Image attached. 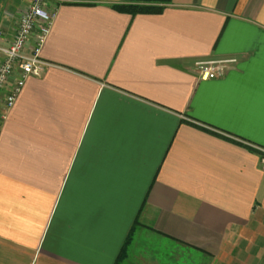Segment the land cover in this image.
<instances>
[{"label": "crops", "instance_id": "0c3cea01", "mask_svg": "<svg viewBox=\"0 0 264 264\" xmlns=\"http://www.w3.org/2000/svg\"><path fill=\"white\" fill-rule=\"evenodd\" d=\"M31 1L0 0L1 45ZM127 3L47 0L48 66L0 93V264H264V0Z\"/></svg>", "mask_w": 264, "mask_h": 264}, {"label": "built area", "instance_id": "2783aa9c", "mask_svg": "<svg viewBox=\"0 0 264 264\" xmlns=\"http://www.w3.org/2000/svg\"><path fill=\"white\" fill-rule=\"evenodd\" d=\"M46 2L47 0H32L20 17L13 39L7 45L0 44V93L5 91L2 100L5 111L13 106L26 78L41 76L48 66V63L40 58V49L48 35L56 8L48 7ZM34 32V43L26 50L27 42ZM235 61L234 58L200 61L197 63L198 76L200 80L216 78ZM15 72L18 73L17 77L8 85V79ZM260 150L264 163V149Z\"/></svg>", "mask_w": 264, "mask_h": 264}, {"label": "trees", "instance_id": "16d2710c", "mask_svg": "<svg viewBox=\"0 0 264 264\" xmlns=\"http://www.w3.org/2000/svg\"><path fill=\"white\" fill-rule=\"evenodd\" d=\"M122 1H126L128 3L113 5V7H115L119 11H124L131 15H135V14H140V13H160L163 8L159 4H163L167 2L168 0H122ZM138 225H139V222L136 217L120 249L116 263H120L122 260L125 259L127 255L128 247L133 238L134 231Z\"/></svg>", "mask_w": 264, "mask_h": 264}, {"label": "rangeland", "instance_id": "374dc122", "mask_svg": "<svg viewBox=\"0 0 264 264\" xmlns=\"http://www.w3.org/2000/svg\"><path fill=\"white\" fill-rule=\"evenodd\" d=\"M149 239L146 240V248L145 250H149L151 252L155 251V252H160L161 255L162 254H166L165 257L167 256V252L168 249L167 247L162 243L161 239L159 238H155V237H148ZM161 245V246H160ZM166 259L168 260V258L166 257Z\"/></svg>", "mask_w": 264, "mask_h": 264}]
</instances>
